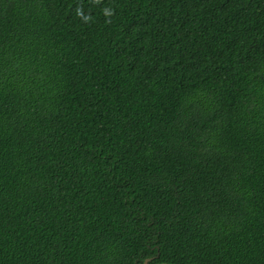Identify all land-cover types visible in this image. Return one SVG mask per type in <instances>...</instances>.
I'll list each match as a JSON object with an SVG mask.
<instances>
[{"label":"trees","instance_id":"16d2710c","mask_svg":"<svg viewBox=\"0 0 264 264\" xmlns=\"http://www.w3.org/2000/svg\"><path fill=\"white\" fill-rule=\"evenodd\" d=\"M264 264V0H0V264Z\"/></svg>","mask_w":264,"mask_h":264},{"label":"water","instance_id":"95a60500","mask_svg":"<svg viewBox=\"0 0 264 264\" xmlns=\"http://www.w3.org/2000/svg\"><path fill=\"white\" fill-rule=\"evenodd\" d=\"M153 259H154V257L147 258V259L145 260L144 264H149V262H150L151 260H153ZM156 264H175V263H170V262H159V263H156Z\"/></svg>","mask_w":264,"mask_h":264}]
</instances>
